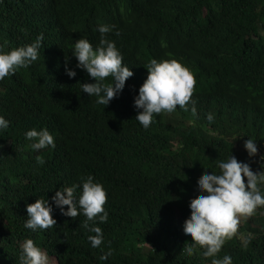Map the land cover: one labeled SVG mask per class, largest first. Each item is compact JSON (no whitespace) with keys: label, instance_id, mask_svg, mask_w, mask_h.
I'll use <instances>...</instances> for the list:
<instances>
[{"label":"trees","instance_id":"16d2710c","mask_svg":"<svg viewBox=\"0 0 264 264\" xmlns=\"http://www.w3.org/2000/svg\"><path fill=\"white\" fill-rule=\"evenodd\" d=\"M31 2L0 0V44L6 50L22 43L11 26L25 36L43 34L45 65L51 68L59 29L80 22V30L93 38L107 7L123 4L132 21L111 36L145 63L176 59L188 67L196 79V115L191 105L189 111L177 106L144 129L128 91L105 106L95 96L59 87L35 63L5 77L0 116L10 124L0 130V264H20L27 238L48 253L50 264H212L214 258L191 244L183 225L190 201L200 195L198 180L205 171L218 174L219 161L232 154L254 172L264 171V0H64L61 11L45 17ZM147 34L153 47L143 53ZM35 118L52 129L55 148H31L25 132L39 125ZM248 138L256 140L254 158L244 148ZM88 175L108 195V220L96 225L104 234L99 248L88 241L95 233L83 227L86 217L63 215L51 199ZM37 198L52 204V229L24 227L26 205ZM188 247H194L192 255ZM109 250L111 257L101 260ZM226 254L233 264H264V207L240 217L236 236L215 259Z\"/></svg>","mask_w":264,"mask_h":264},{"label":"clouds","instance_id":"9594fccd","mask_svg":"<svg viewBox=\"0 0 264 264\" xmlns=\"http://www.w3.org/2000/svg\"><path fill=\"white\" fill-rule=\"evenodd\" d=\"M32 7L41 16H49L62 10L64 0H32ZM104 22H99L94 37L89 38L80 30V22L71 29L58 30L51 47V68L45 65L47 43L43 34L25 36L11 26V34L22 36L18 48L6 50L0 44V81L14 75L19 68H28L35 63L38 69L49 71L51 81L59 87L67 86L83 96L97 97L96 103L107 106L115 97L128 91L129 106L138 110L135 119L148 129L156 115H166L179 110L196 115V101L192 99L196 79L191 70L176 59H138L127 44H119L111 36H118V29L132 21L127 6L118 4L108 6ZM153 47L147 34L143 53ZM136 68H142L135 71ZM45 94L49 90H42ZM206 119L213 121L209 114ZM39 123L36 128L25 132V138L32 141L31 148L39 151L48 147L55 148V136L52 129L44 124L42 118H35ZM10 121L0 116V130L9 127ZM244 148L250 158L258 154L256 140L248 138ZM39 159V158H38ZM264 160V156H261ZM41 163L43 161H40ZM219 173H205L198 180V198L190 201V217L183 225L185 236L190 237L202 248L203 256L213 257L212 264H233L230 255L215 259L227 240L236 236L240 217L252 216L258 208L264 207V171H253L247 162L238 161L231 154L226 160L218 162ZM264 168V164L261 165ZM77 188H80L77 195ZM61 213L75 218L84 215L83 227L95 235H89L92 248H99L104 243V234L97 225L108 220L105 204L108 199L107 189L92 175L82 177L81 182L69 187H62L51 198ZM64 206H67L65 211ZM27 219L24 227L33 232L52 229L57 221L53 218L52 204L45 198H37L26 205ZM91 222V224L89 223ZM20 264H50L48 253L34 240L27 238L21 244ZM194 247H188L192 255ZM112 252L100 257L107 260Z\"/></svg>","mask_w":264,"mask_h":264},{"label":"rangeland","instance_id":"374dc122","mask_svg":"<svg viewBox=\"0 0 264 264\" xmlns=\"http://www.w3.org/2000/svg\"><path fill=\"white\" fill-rule=\"evenodd\" d=\"M261 148H263V149H264V144L261 146ZM262 164H264V162H263Z\"/></svg>","mask_w":264,"mask_h":264},{"label":"bare ground","instance_id":"6f19581e","mask_svg":"<svg viewBox=\"0 0 264 264\" xmlns=\"http://www.w3.org/2000/svg\"><path fill=\"white\" fill-rule=\"evenodd\" d=\"M228 29V28H227ZM258 92V91H257Z\"/></svg>","mask_w":264,"mask_h":264}]
</instances>
